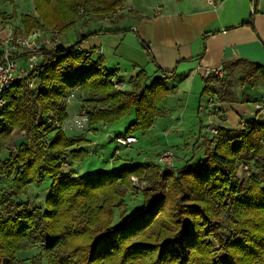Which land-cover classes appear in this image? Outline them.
I'll return each instance as SVG.
<instances>
[{"label":"trees","instance_id":"16d2710c","mask_svg":"<svg viewBox=\"0 0 264 264\" xmlns=\"http://www.w3.org/2000/svg\"><path fill=\"white\" fill-rule=\"evenodd\" d=\"M33 2L36 16H20L16 36L54 29L64 34L83 19L109 18L126 0ZM17 16L6 12L0 0V20L11 24ZM94 35H82L70 47L41 50L44 62L33 75L37 89L19 81L7 94L0 138L18 129L26 140L6 159L0 148V178L11 185L8 200L1 203L0 264L5 258L9 264H24L18 254L34 250L38 253L32 264H264V123L218 129L205 158L198 164L187 161L179 169L139 164L106 175H63L68 161L86 156L82 149L70 150L79 141L62 129L66 100L75 89L90 129L113 125L135 112L136 120L126 132L130 136L154 126V107L164 100V82L174 75L163 72V79L145 87L143 71L132 91L117 90L102 61H93V52L82 49ZM223 69V79L214 74L206 79L203 96L221 103L247 102L243 92L237 97L231 81L239 70L242 90L264 83V66L237 61ZM241 162L254 163V183H240ZM134 176L147 183L143 208L137 205L133 215L114 225L115 209L126 207ZM47 177L54 182L45 211L29 203L10 204Z\"/></svg>","mask_w":264,"mask_h":264},{"label":"crops","instance_id":"0c3cea01","mask_svg":"<svg viewBox=\"0 0 264 264\" xmlns=\"http://www.w3.org/2000/svg\"><path fill=\"white\" fill-rule=\"evenodd\" d=\"M23 5L22 8L28 9V5ZM20 23L19 20L21 28ZM77 25L89 30L84 35L95 33L82 49L93 52V61H102L113 77L126 83L128 88L124 91L134 89V82L143 71L147 75L145 87L163 79V72L174 73L164 82V100L154 107L153 128L160 119L173 120L171 113L180 112L184 116L186 112L194 111L196 103L188 104L187 98L198 95L201 98L199 113L203 110L208 112L212 121L209 129L241 130L245 125L264 123V113L255 110L256 103L264 102L262 81L256 88H244L245 103H221L212 96H203L206 79L225 64L248 61L264 66V0H126L114 17L83 19L72 29ZM13 28L15 31L17 26ZM66 33L62 35L61 44H64ZM68 104L66 125L69 129L66 126L63 131L71 139L79 141L78 146L70 149L78 150L82 139L69 124H73L77 116H83L80 114L82 101L74 97ZM25 140V132L14 130L10 140L13 147L9 149L7 145L10 153ZM70 175L78 177L73 169Z\"/></svg>","mask_w":264,"mask_h":264},{"label":"rangeland","instance_id":"374dc122","mask_svg":"<svg viewBox=\"0 0 264 264\" xmlns=\"http://www.w3.org/2000/svg\"><path fill=\"white\" fill-rule=\"evenodd\" d=\"M1 2L6 12L12 14L15 11L18 15L10 22L13 27L19 26L20 16H22V14L36 16L33 0H1ZM22 5L26 7L28 5V9L22 8ZM115 14L110 17H114ZM0 22V30L2 31L7 19L3 18ZM49 32L44 33L49 35ZM88 32L89 30L84 29L81 25H77V27L70 30L68 34L66 33V36L64 35L63 42L65 46H70L77 42L78 39L81 38V35L87 34ZM62 35L63 34H61V40ZM240 77L241 71L239 70L231 78L238 98H241V94L244 90L241 88ZM124 84L125 87L122 89L123 91L128 88V85L126 83ZM72 94H75V100H80L78 89H75ZM69 97H67V100ZM67 100L66 105H69ZM200 100V95H198V97H188L187 101H190L188 104H192V102L196 103V107L194 104V111H188L184 116H182L180 112L171 113L170 115L173 116V120L169 121L168 118L166 120L160 119L156 127H152L147 130L146 133L137 132L133 134L138 139V142L127 147L119 145L116 142V139L120 136H126L129 126L135 121V114H131L113 125H98L94 127V130L88 129L89 127L84 116H77V119L75 118V122L73 123L74 125L70 123L69 126L72 125L73 127L71 128H75L74 130L77 131V135L81 137V149L86 152V156L81 161L72 162V164L70 161L65 164L63 169L64 176H70L72 169L78 173V177L83 178L91 175L110 174L123 168L139 164H155L161 169L171 170L183 167L187 161H191L192 164H198L205 158L206 149L213 146V136L209 131V127H212V121L209 119L208 112L203 110L199 113L198 105ZM191 107L192 105L189 106L190 109ZM70 114L71 116L74 115L73 112ZM66 116L68 119L67 114ZM167 120L170 123H168ZM66 121H64L62 125V129L66 126L67 129H69L68 125H66ZM69 135L72 136L75 134ZM111 136L112 138H110ZM10 140L11 135L0 138V148L2 150L3 159L9 157L11 151H9V149L13 147ZM7 145H9V149L7 148ZM165 150H171L174 152L175 165L159 164L158 155ZM237 174L240 183H243L246 180L254 183L257 178L253 162H241ZM53 182L54 179L52 177H47L41 183L29 185L23 194L14 198V200H10V204L15 205L14 201L16 203H29L32 208H40L45 211L46 200L50 196ZM10 187L11 185L0 178V213L2 210V201L5 199L8 200L10 196ZM146 189L147 183L142 178L137 176L131 177L130 189L127 190L125 198L126 207L115 209L114 225L134 214L133 208L137 205H141L143 197L142 193ZM141 208H143L142 205ZM228 235H232V232H228ZM37 253L38 250H34L30 253H19L18 259L24 262V264H32L33 258ZM43 264H47L46 261H44Z\"/></svg>","mask_w":264,"mask_h":264},{"label":"built area","instance_id":"2783aa9c","mask_svg":"<svg viewBox=\"0 0 264 264\" xmlns=\"http://www.w3.org/2000/svg\"><path fill=\"white\" fill-rule=\"evenodd\" d=\"M1 56H0V120L1 114L7 104V94L19 81H25L32 91L37 89V82L33 76L44 62L41 50H54L61 44V32L54 29L46 35L36 30L28 35L16 36L13 26L6 24L1 31ZM215 76L223 79L226 73L223 68L213 72ZM111 82L115 89L122 90L125 84L112 77ZM75 97L71 94L67 102ZM257 113H264V102L255 104ZM213 138L219 134L217 128H210ZM116 142L124 147L132 146L138 142L134 135L118 137ZM160 165H175V154L171 150H165L158 155Z\"/></svg>","mask_w":264,"mask_h":264},{"label":"water","instance_id":"95a60500","mask_svg":"<svg viewBox=\"0 0 264 264\" xmlns=\"http://www.w3.org/2000/svg\"><path fill=\"white\" fill-rule=\"evenodd\" d=\"M9 263V259L8 258H5L4 260H3V264H8Z\"/></svg>","mask_w":264,"mask_h":264}]
</instances>
